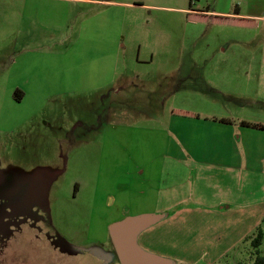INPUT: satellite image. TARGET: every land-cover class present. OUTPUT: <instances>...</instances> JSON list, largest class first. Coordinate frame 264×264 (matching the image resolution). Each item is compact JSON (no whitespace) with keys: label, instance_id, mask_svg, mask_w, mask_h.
I'll list each match as a JSON object with an SVG mask.
<instances>
[{"label":"rangeland","instance_id":"rangeland-1","mask_svg":"<svg viewBox=\"0 0 264 264\" xmlns=\"http://www.w3.org/2000/svg\"><path fill=\"white\" fill-rule=\"evenodd\" d=\"M194 111L264 115V0H0V264H120L109 225L160 211L138 242L173 264L264 256L171 157ZM138 160L146 212L113 181Z\"/></svg>","mask_w":264,"mask_h":264},{"label":"crops","instance_id":"crops-1","mask_svg":"<svg viewBox=\"0 0 264 264\" xmlns=\"http://www.w3.org/2000/svg\"><path fill=\"white\" fill-rule=\"evenodd\" d=\"M208 103L212 104V102ZM194 113L195 115H191L194 121L192 127L177 126L179 147L174 154H171V157L183 166L193 164L194 173L200 178L197 184L199 185L198 192L202 194L209 191L213 197L215 209H220L223 213H231V210L233 213H257L254 216V224L256 227L260 226L264 223V128L249 125V123L264 124V115H232L224 111H194ZM134 129L137 127L134 126ZM114 139L116 140L114 141L115 148L127 149L117 141V138ZM129 144L132 145L130 142ZM166 156L170 157L168 154ZM137 162L139 164L135 163L136 173L133 176L129 173L119 177V168L116 167L114 172L118 173V177H114L113 181L119 195L127 194L132 199L124 204L125 207H136L146 212L149 210L146 209L149 207L146 202L147 192L154 189L153 186H149L153 178L151 175L146 176L145 165L139 160ZM179 175L180 183L176 182V185L172 184L171 187L176 186V190L179 188L184 190L189 186L182 170ZM121 179L125 180L121 181ZM167 183H169V178ZM134 194L136 198L138 197L135 201L133 200ZM183 196L184 191L180 197L176 195L171 204L166 207L158 203L156 206L159 209L156 210H165L174 207L173 205L182 206L185 203ZM243 237L244 233L239 235V238ZM50 244L55 248V253L58 250L69 255L82 252H71L68 247H61L64 245L56 240L50 241ZM88 254L98 257L94 251ZM88 254L86 256L90 260L91 256ZM88 264L97 263L90 260Z\"/></svg>","mask_w":264,"mask_h":264},{"label":"water","instance_id":"water-1","mask_svg":"<svg viewBox=\"0 0 264 264\" xmlns=\"http://www.w3.org/2000/svg\"><path fill=\"white\" fill-rule=\"evenodd\" d=\"M164 217L163 213L129 215L109 225L120 264H173L172 260L144 249L139 234Z\"/></svg>","mask_w":264,"mask_h":264},{"label":"trees","instance_id":"trees-1","mask_svg":"<svg viewBox=\"0 0 264 264\" xmlns=\"http://www.w3.org/2000/svg\"><path fill=\"white\" fill-rule=\"evenodd\" d=\"M204 11H209V9H206ZM201 16H204V14H202ZM215 17L216 18H220L219 16H215ZM19 99L20 98H18V100ZM249 125H253V126H256V127L264 128V124H260V123H254V124H252V123L250 124L249 123ZM263 239H264V228H263V226L261 224L258 227V231H257L256 236L252 240V243H253L254 247H259L262 244ZM253 264H264V256H261L260 254H257Z\"/></svg>","mask_w":264,"mask_h":264}]
</instances>
